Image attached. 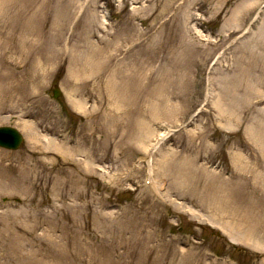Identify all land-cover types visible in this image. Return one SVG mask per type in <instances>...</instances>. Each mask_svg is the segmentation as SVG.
Segmentation results:
<instances>
[{
    "label": "rangeland",
    "instance_id": "374dc122",
    "mask_svg": "<svg viewBox=\"0 0 264 264\" xmlns=\"http://www.w3.org/2000/svg\"><path fill=\"white\" fill-rule=\"evenodd\" d=\"M263 3L0 0V127L23 136L0 148V245L22 264H264Z\"/></svg>",
    "mask_w": 264,
    "mask_h": 264
},
{
    "label": "bare ground",
    "instance_id": "6f19581e",
    "mask_svg": "<svg viewBox=\"0 0 264 264\" xmlns=\"http://www.w3.org/2000/svg\"><path fill=\"white\" fill-rule=\"evenodd\" d=\"M2 6H4L3 3H1ZM74 65V69L73 72L70 76V82L72 87L74 88L75 92H78L79 88V84H77V80L79 77H87L90 74L94 73V69H92V72L90 71L89 67L93 64H73ZM95 65V64H94ZM8 95V90L5 88H0V112H2L4 109H14V106L8 103L10 102V98L6 99ZM79 93L75 94V97H78ZM22 100V99H20ZM75 108L81 109L83 106L82 101H80V98L78 99H72L70 101ZM26 103V102H25ZM219 107H221V102L218 103ZM19 126L21 127V129L23 131H25L27 134H29V136H31V138L33 139V137H37L34 135H32L31 129L32 127L29 124L26 123H19ZM152 136V131L150 130H145V135H144V144L143 146H145L146 141ZM48 148V147H47ZM52 151L55 152H61L64 155H69L68 152L73 151L74 149H71L69 146H67L65 143H56L54 144V146H52L51 148ZM161 150H159L160 152ZM170 161H172V159H170L169 157H162L161 162L155 163V165L158 167V171L160 174H163L162 177H167V168L170 164ZM235 162H240V159H235ZM2 167V163L0 162V168ZM210 213H213V218L214 220L218 221L219 225L221 226V228L225 231L229 232V236L231 237L232 241H239L241 239H245L246 241H249L250 244L256 243L259 244L256 239L254 238L253 234H247L244 233L242 231H240V229H238V226H236L235 224V220L231 221L230 217L224 212L221 214L220 210H218V207L216 205L212 206L210 208ZM230 223L232 224L230 226ZM253 246H255L254 244H252ZM27 247V246H26ZM25 248V247H24ZM27 255V254H26ZM25 258V255H23L22 253H20L19 251L16 252H12L11 249L9 247H6L5 245H0V264H22L21 262V258ZM22 258V259H23Z\"/></svg>",
    "mask_w": 264,
    "mask_h": 264
},
{
    "label": "water",
    "instance_id": "95a60500",
    "mask_svg": "<svg viewBox=\"0 0 264 264\" xmlns=\"http://www.w3.org/2000/svg\"><path fill=\"white\" fill-rule=\"evenodd\" d=\"M55 94L60 95V92L56 90ZM21 143L22 137L17 130L9 127L0 128V147L17 149Z\"/></svg>",
    "mask_w": 264,
    "mask_h": 264
}]
</instances>
